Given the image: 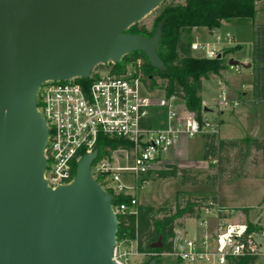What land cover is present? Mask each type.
<instances>
[{
    "label": "water",
    "instance_id": "1",
    "mask_svg": "<svg viewBox=\"0 0 264 264\" xmlns=\"http://www.w3.org/2000/svg\"><path fill=\"white\" fill-rule=\"evenodd\" d=\"M162 1L0 0V264H117L112 195L91 172L98 150L78 161L71 183L48 185L37 93L134 51L163 68L161 25L152 37L127 32Z\"/></svg>",
    "mask_w": 264,
    "mask_h": 264
},
{
    "label": "built area",
    "instance_id": "2",
    "mask_svg": "<svg viewBox=\"0 0 264 264\" xmlns=\"http://www.w3.org/2000/svg\"><path fill=\"white\" fill-rule=\"evenodd\" d=\"M214 30H210L211 42L192 41L191 50L202 51V57L214 59L223 55L222 47L234 45L230 31ZM246 64L243 61L230 66L241 71ZM100 65L105 64L97 65L87 78L48 80L39 87L37 108L49 129L45 178L51 187L74 180L75 163L98 150L101 136L123 140L127 146L113 149L109 157L94 162L95 159L91 165L93 177L110 194H132L129 190L137 192L150 183L168 152L179 149L184 139L199 133L218 134L219 118L216 123L203 115L199 118L178 97L148 89L134 73L117 74ZM239 104L223 91L216 105L220 112ZM162 110H166L164 123L158 118ZM137 202L133 197L130 204L112 206L116 213H136ZM209 204L195 218L207 231L204 235L176 232L170 253H139L134 241L130 252L122 248L124 241L117 242L113 260L128 264L131 253L144 257L172 256L190 264H237L249 257L255 258L257 264L258 259H264V204L253 217L212 205L211 201ZM204 213L206 218H202ZM238 214L243 218L236 219ZM210 219H214L213 226L209 225Z\"/></svg>",
    "mask_w": 264,
    "mask_h": 264
},
{
    "label": "trees",
    "instance_id": "3",
    "mask_svg": "<svg viewBox=\"0 0 264 264\" xmlns=\"http://www.w3.org/2000/svg\"><path fill=\"white\" fill-rule=\"evenodd\" d=\"M260 0H163L157 7L159 13L155 17L152 27L136 22L127 32L152 37L158 25H161L162 37L157 49L164 67L153 66L147 55L142 51L126 54L117 63L100 65L111 69L114 73L125 74L129 66H133L134 75L141 78L150 90H162L167 96L174 95L194 112L199 118L204 113L202 104V82L204 79L219 77L229 65L227 54L235 50L234 47L225 48L221 57L208 59L195 57L192 54V38L190 31L194 27H206L208 30L219 28L223 22L236 19H251L257 13V4ZM203 159L215 161L216 167L211 171L193 170L180 167L175 163H165L153 172L157 178L180 177L182 186H214L222 178H251L264 177V172L257 176L247 172L241 174L232 163V153L241 149L244 143L249 148L262 155L264 161V138L246 137L241 140L219 139L215 135L206 134ZM119 146H127L123 140L101 136L98 144V155L94 162L111 156V151ZM75 163V168H76ZM152 172V171H150ZM183 191H176L174 199L176 210L165 213L166 206L170 210L172 205L164 203L156 207L150 204L137 202L136 213L118 212L117 242L134 241L139 253H170L173 251V239L177 228L184 227V223L176 220L180 218H198L209 202L218 204L215 196H188L182 201L180 195ZM112 204H130L136 195L124 193H111ZM239 211L249 216V207L238 208ZM161 213H165L160 216ZM161 238L162 245H152ZM156 264H160L158 256H153ZM237 264H256V259L249 257L242 259Z\"/></svg>",
    "mask_w": 264,
    "mask_h": 264
},
{
    "label": "rangeland",
    "instance_id": "4",
    "mask_svg": "<svg viewBox=\"0 0 264 264\" xmlns=\"http://www.w3.org/2000/svg\"><path fill=\"white\" fill-rule=\"evenodd\" d=\"M158 13L159 8H156L143 16L139 22L144 23L148 28H151ZM198 32L201 36L197 38L194 34L193 40L204 42L207 37L206 31L204 29H200ZM229 47L230 46H224L221 51L224 53L225 48ZM203 54L204 53L202 51L194 52L195 56ZM134 69L135 68L133 66H129L128 71L133 74ZM222 92L223 88L216 80L208 79L205 81L203 97L204 100L210 104V106L208 107V111H206L203 116L213 123L217 122V118L220 113L216 104L222 95ZM223 110L225 111L227 109ZM164 112H166V110L160 111V114L163 115ZM261 118V120L264 121V112L261 113ZM224 127L225 126H220L219 132L222 136H227L224 133ZM235 127L236 128L233 130L236 132L239 128H237V126ZM260 132L264 133V125L262 126V130ZM206 140V135L203 133L184 139L182 141V148L178 152L171 149L166 156L167 160L164 162L168 163V160H175L180 167H187L193 170L211 171L215 169L216 162L206 161L202 156ZM231 157L233 165L236 169L238 168L241 174L247 172L251 175L259 176L264 172V161L262 155L258 154L244 143L241 144V149L232 153ZM178 190L183 191L180 195L181 201L188 196H204L214 194L218 197L221 206L230 208H236L237 206H250L251 217L259 212V204H264V177L222 178L219 180L217 185L214 186H182L180 184V177L157 178L154 174L150 178V183L146 186L139 189L137 192L135 190L129 191L133 195H136L138 202L142 204H150L156 207L162 206L164 203H169V205L171 204L172 209L170 210L169 206H166L167 211H165V213H172L176 210L174 194ZM236 210L239 211L238 209ZM165 213H161L160 216H163ZM206 217L207 215L204 213L202 218ZM242 218L243 217L240 214L236 217V219L239 220ZM180 221L184 223V227L177 228L176 232L178 233H184V229L187 227L189 233H192V235L193 233H198L197 236H199L204 230V227L200 225L199 219L180 218L176 220V223H179ZM209 223L210 226L214 224V219H210ZM132 243L134 242L128 241L122 248L131 252L133 250ZM128 257V264H149L153 258V256L144 257L134 253H131ZM158 259L160 264H190L172 256H158ZM258 264H264V259H259Z\"/></svg>",
    "mask_w": 264,
    "mask_h": 264
},
{
    "label": "crops",
    "instance_id": "5",
    "mask_svg": "<svg viewBox=\"0 0 264 264\" xmlns=\"http://www.w3.org/2000/svg\"><path fill=\"white\" fill-rule=\"evenodd\" d=\"M200 29L206 31L207 37L205 41L211 42L212 31L208 30L206 27L192 28L190 31L192 41H195L193 40L194 34L197 38L201 36L198 32ZM214 31H230L233 34L234 45L232 47H234L235 50L227 55L229 60L236 59L240 62L247 61V64L241 71H236L228 65V67L222 72L221 76L210 78L216 80L219 85L222 86L223 91L226 92L227 97L231 101L240 102L236 107L220 111L218 115L219 123L221 127L225 126L224 133L227 136H222L220 132L215 136L219 139L236 140H241L246 137L264 138V133L260 132L264 125V121L261 120V113L264 112V0L258 2L257 13L253 18L225 21L221 27L216 28ZM194 52L195 51H192L193 56H195ZM202 56L203 55L195 57ZM206 80L208 79H204L202 82L201 96L202 104L204 106L203 115H205V112L208 111V107L210 106L203 97L204 83ZM156 90L159 94L164 93L162 90ZM158 118L164 123L166 121V112H164L163 115H158ZM235 126L239 128L236 132L233 130L236 128ZM182 145L183 144L181 143L179 149L172 150L178 152L182 148ZM168 163H175L179 166L175 160H168ZM204 196L215 195L210 194ZM217 201L219 207L224 209H238L242 207L250 208V206H237L238 208L224 207L220 205L218 197ZM262 204H259V207ZM211 226H213V224ZM206 232L207 231L204 229L199 236L204 235ZM184 233L192 235V233H189L187 227H185ZM197 234L198 233H193L192 236L197 237Z\"/></svg>",
    "mask_w": 264,
    "mask_h": 264
}]
</instances>
